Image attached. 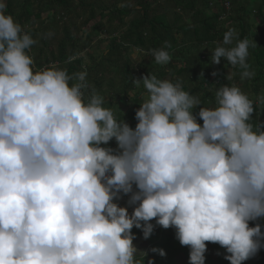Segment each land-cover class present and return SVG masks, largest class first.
Returning a JSON list of instances; mask_svg holds the SVG:
<instances>
[{
    "label": "clouds",
    "instance_id": "clouds-1",
    "mask_svg": "<svg viewBox=\"0 0 264 264\" xmlns=\"http://www.w3.org/2000/svg\"><path fill=\"white\" fill-rule=\"evenodd\" d=\"M5 8L0 2V264H144L148 251L134 246L132 230L147 240L156 226L175 229L188 264H205L206 242L225 249L229 264L264 248V123H250L264 95L254 109L238 86L222 85L216 107L205 108L180 81L145 75L133 81L148 93L133 129L95 91L84 101L86 71L34 73L27 50L37 41ZM234 39V29L224 33L211 63L223 58L251 78L255 43ZM152 55L161 65L171 59L163 48ZM113 139L116 149L101 147ZM124 196L127 207L116 203Z\"/></svg>",
    "mask_w": 264,
    "mask_h": 264
},
{
    "label": "trees",
    "instance_id": "trees-1",
    "mask_svg": "<svg viewBox=\"0 0 264 264\" xmlns=\"http://www.w3.org/2000/svg\"><path fill=\"white\" fill-rule=\"evenodd\" d=\"M128 1H132L138 7L137 17H131L133 9L129 7ZM158 1L21 0V3L17 4L15 0H6L4 12L21 25L23 32L30 34L34 40L39 38L37 43L27 50L29 56L30 52L33 53L35 69L43 71L50 65H61L63 67L61 69L66 70L69 76L81 72V61L76 56L87 48L92 36L107 33L111 27L118 32L119 35L110 37L106 47L107 52L101 63L93 67L95 68L93 70L88 68V72L91 73L86 77L88 87L82 90L84 100L87 101L90 94L93 91L99 92L105 79L112 75L119 77L122 82V100L129 92L135 90L136 84L133 81L145 75L150 77L155 75L157 79L169 80L173 83L180 81L183 90L198 97L200 107L205 108L210 103L216 106L215 91L222 85L238 86L253 103L254 99L258 100L264 95V29L260 35L254 37L250 35V30L253 29L252 22L264 20V0H261L257 6L254 2L251 6L245 3V6L239 4L236 8L230 1L222 2L220 5L217 4L218 13L209 16H204L205 7L199 8L198 0H162V3ZM43 14L47 15L46 20H42ZM188 15L190 21L186 22L185 17ZM96 18L98 21H95ZM85 28L89 29V33L80 44L77 36ZM229 29L235 30V39L231 46L235 45L236 40L245 38L255 43V46L249 48L246 61L249 65L248 71L254 73L251 78L241 79L243 69L239 65L228 64L223 58L221 62L224 67H219L218 70L211 63L212 51L222 44L224 33ZM49 39L56 40L55 48H50ZM166 42L170 47H165ZM181 42L183 45L191 44L194 50L192 55L187 53L188 49L181 48ZM129 48L143 51L144 58H147L138 65L137 70L126 59ZM162 48L171 57L166 65L156 63L152 55V50ZM203 49L208 50V53L204 55ZM69 57L75 59L68 62ZM230 72L234 74L233 79L227 80L226 76ZM69 83L71 85L76 81L71 80ZM260 107L262 106L257 105L255 109L254 103L255 110L250 121L254 130L259 123H264V110L262 111ZM136 111L133 109L124 115L125 122L133 129L138 123L135 119ZM198 112L199 107L194 109L193 114ZM197 122L203 124L199 118ZM258 223L262 225L261 230L264 232V220ZM254 226L255 223H249V227ZM206 245L207 264H229L224 256L230 254L226 253L225 249L218 244L206 242ZM163 247L166 252L165 257L153 254V258H150L155 264H171L178 254L189 255L190 251L188 246L170 251L166 250L168 247ZM144 264L147 262L144 261ZM243 264H264V248Z\"/></svg>",
    "mask_w": 264,
    "mask_h": 264
},
{
    "label": "rangeland",
    "instance_id": "rangeland-1",
    "mask_svg": "<svg viewBox=\"0 0 264 264\" xmlns=\"http://www.w3.org/2000/svg\"><path fill=\"white\" fill-rule=\"evenodd\" d=\"M103 1H108V0H103ZM162 0H159V3ZM231 2L234 7L236 8L237 5H244L245 3L248 6H251V4H253L254 2L256 3L255 5L257 6L258 3L261 0H198V2L200 3L199 8H204L205 7V11H204V16H209L212 13H218L219 9L217 7V4L220 5L222 2ZM0 2L5 3L6 4V0H0ZM15 2L17 4L21 3V0H15ZM129 2V7L133 9V14H132V18H134L135 16H138V7L135 6L132 1H128ZM246 5V8H247ZM155 5L152 6V8H154ZM163 7V6H161ZM164 11V10H162ZM47 15L43 14L41 16L42 20H46ZM129 17V19L131 18ZM187 20H185L186 22L190 21V15H188V17H185ZM128 19V20H129ZM126 20V21H128ZM95 21H98V18H96ZM253 29L250 30V35L251 37H254L256 35H260L262 29H264V20L261 21H253ZM114 26H116V24H113ZM37 27V26H36ZM113 27H111V29L107 30V33L101 34L99 36H92L91 42L90 44L87 46V48L84 51H81L76 57L77 59H80L81 61V72L82 71H86L87 72V77L89 74L88 72V68H90L91 70L95 69L93 67H95L97 64H100L102 61V58L104 57L106 51V47L107 44L110 40L111 36H115V35H119L118 32L114 31L112 29ZM89 33V29L85 28L83 29V31H81V33L77 36V38L80 40V44L83 42L85 36ZM178 37H180V35H178ZM39 38L36 39V41H38ZM48 39V38H46ZM50 40V39H49ZM50 48H55L56 46V40H50ZM182 44V42H181ZM191 44L188 43L187 45H183L181 46V48L183 49H188L187 53L189 55H192L194 50L191 48L192 46H190ZM204 51V55L205 53H208V50L205 51V49H203ZM145 53L143 51L140 50H136V49H132L129 48L127 51V56L126 59L130 61L131 66L134 69H138V65L141 62H144L147 60V58H144ZM30 57L33 59L34 61V57H33V53L31 54L30 52ZM74 60V59H73ZM72 60V61H73ZM216 67V70H218V68L220 67H224V65L222 64V62L220 61L219 64H213ZM52 66V65H50ZM49 66V67H50ZM58 69H61L63 67H61V65H55ZM33 71L35 72H39L41 70L35 69L34 65H33ZM92 72V71H91ZM91 77H93V75H90ZM92 86V85H91ZM122 82L120 81L119 77H116L114 75H112L111 77H109L108 79H105L104 84L101 88V90H99V92H97L98 95L104 97L105 99V104L104 107L106 108H111V110L114 113V117L119 121V120H124V115L126 113H128L129 111L136 109L138 110L140 107V104L146 100L148 98V93L146 91V89H144L143 84L140 85H136V88L134 91L129 92L127 94V97L124 98L123 100L121 99L123 93H122ZM85 102H87V100H84ZM257 101L256 99H254V103L255 105H257ZM216 106L211 105V103L207 106V108H215ZM262 108L261 110L263 111L264 106L260 107ZM125 121V120H124ZM101 147H114V149L117 148L116 142L113 139L112 141L109 142L108 145H101ZM129 197L128 196H124L121 200L116 201V203L119 204V206L121 207H127V201H128ZM128 211L129 213H131L133 211L132 207H128ZM151 223L155 224V220L151 221ZM132 232L136 235L137 239H135L133 241L134 246L139 250V251H148V256L145 258V262H147L148 259L153 258V254L156 253H152L151 251H149L152 248H158V249H162L163 245L165 248L168 247L166 250L170 251V249H177V248H182L181 244L179 243V241L175 238V229L174 228H169V229H164L160 226H156L154 229L153 234L150 236L149 239L144 240L142 238V232L138 229L133 228ZM137 258H141V257H137ZM189 261V255L187 254H178L177 257L174 259L173 262H171V264H188ZM205 264H207L205 262Z\"/></svg>",
    "mask_w": 264,
    "mask_h": 264
},
{
    "label": "built area",
    "instance_id": "built-area-1",
    "mask_svg": "<svg viewBox=\"0 0 264 264\" xmlns=\"http://www.w3.org/2000/svg\"><path fill=\"white\" fill-rule=\"evenodd\" d=\"M226 8H228L227 5H226Z\"/></svg>",
    "mask_w": 264,
    "mask_h": 264
}]
</instances>
